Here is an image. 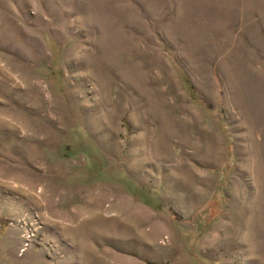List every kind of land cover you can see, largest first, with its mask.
Returning a JSON list of instances; mask_svg holds the SVG:
<instances>
[{
    "label": "rangeland",
    "instance_id": "374dc122",
    "mask_svg": "<svg viewBox=\"0 0 264 264\" xmlns=\"http://www.w3.org/2000/svg\"><path fill=\"white\" fill-rule=\"evenodd\" d=\"M0 264H264V0H0Z\"/></svg>",
    "mask_w": 264,
    "mask_h": 264
}]
</instances>
